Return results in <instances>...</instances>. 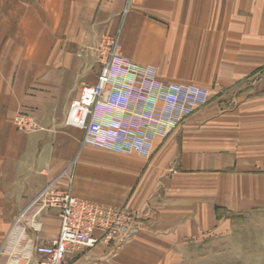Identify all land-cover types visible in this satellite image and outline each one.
I'll list each match as a JSON object with an SVG mask.
<instances>
[{"label": "crops", "instance_id": "0c3cea01", "mask_svg": "<svg viewBox=\"0 0 264 264\" xmlns=\"http://www.w3.org/2000/svg\"><path fill=\"white\" fill-rule=\"evenodd\" d=\"M116 34L131 61L209 91L150 157L85 144L66 123L97 82V42ZM18 113L41 128L18 130ZM69 175L75 196L131 209L143 228L66 264H193L235 217L264 213V0H0V250L17 217ZM38 220L34 244L58 235L57 209Z\"/></svg>", "mask_w": 264, "mask_h": 264}, {"label": "built area", "instance_id": "2783aa9c", "mask_svg": "<svg viewBox=\"0 0 264 264\" xmlns=\"http://www.w3.org/2000/svg\"><path fill=\"white\" fill-rule=\"evenodd\" d=\"M100 71L95 84H85L71 102L66 123L84 131L83 142L120 154L150 157L155 141L166 137L209 102V91L186 82L161 79L153 65H142L122 54L119 34L103 36L95 47ZM18 130L41 128L35 117L18 113ZM66 175L67 172H65ZM69 186H46L15 220L0 250L8 264H66L75 249L105 243L117 248L143 228V218L125 207L95 203L73 194ZM57 209L58 235L36 244L28 230L42 231V212Z\"/></svg>", "mask_w": 264, "mask_h": 264}, {"label": "rangeland", "instance_id": "374dc122", "mask_svg": "<svg viewBox=\"0 0 264 264\" xmlns=\"http://www.w3.org/2000/svg\"><path fill=\"white\" fill-rule=\"evenodd\" d=\"M196 254L193 264H264V213L235 217Z\"/></svg>", "mask_w": 264, "mask_h": 264}]
</instances>
